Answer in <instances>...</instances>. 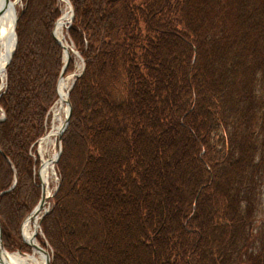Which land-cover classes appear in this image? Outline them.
Wrapping results in <instances>:
<instances>
[{"label": "trees", "instance_id": "trees-1", "mask_svg": "<svg viewBox=\"0 0 264 264\" xmlns=\"http://www.w3.org/2000/svg\"><path fill=\"white\" fill-rule=\"evenodd\" d=\"M21 1L0 92L7 251H29L20 226L40 196L29 149L63 66L60 1ZM69 2L84 65L40 219L50 264H264V0ZM95 166L107 194H89Z\"/></svg>", "mask_w": 264, "mask_h": 264}, {"label": "bare ground", "instance_id": "bare-ground-1", "mask_svg": "<svg viewBox=\"0 0 264 264\" xmlns=\"http://www.w3.org/2000/svg\"><path fill=\"white\" fill-rule=\"evenodd\" d=\"M18 0H12V3L0 14V84L4 83V67L7 62L8 56L12 51L14 44V36L12 35L13 19L16 11V4ZM3 0H0L2 5ZM69 18V12L66 9L62 11V14L58 18L55 25V33L61 40L67 52L69 45L67 44L64 35L63 27ZM58 98L52 110L53 118L50 129L47 130L46 134L40 139L37 147V152L42 161L41 167L39 168V179L44 188L45 198L50 195L49 183L51 177L54 175V169L52 161L55 158L56 153L49 155L48 147L54 145L56 136L58 135L59 129L63 123V117L67 112V105L65 103L67 96V78H62L57 87ZM64 115V116H63ZM109 172L102 166H95L93 170L89 171L88 175V188L95 190L98 193L104 194L102 191L105 190L107 194V186L110 185ZM120 210V209H119ZM122 210L116 215L117 221L122 219ZM38 216H29L25 218L21 226V236L23 242L31 249L27 253H20L19 251H6L0 246V263L1 264H46L44 253L37 249L39 245L36 235L38 233Z\"/></svg>", "mask_w": 264, "mask_h": 264}, {"label": "water", "instance_id": "water-1", "mask_svg": "<svg viewBox=\"0 0 264 264\" xmlns=\"http://www.w3.org/2000/svg\"><path fill=\"white\" fill-rule=\"evenodd\" d=\"M63 1L66 3L67 8H68L69 19H68V22H67V23L69 24V23L71 22V18H72V15H73L72 6H71L69 0H63ZM11 3H12V0H3L2 5H0V14H1V13H2V12H3V11H4V10H5L10 4H11ZM16 20H17V12L15 11V16H14V19H13V25H12V35L14 36V44H13L12 51L10 52V54H9V56H8V59H7V62H6V64H5V67H4V73H5L6 65H7L8 62L10 61L11 55H12V53H13V50H14V48H15V44H16V34H15ZM57 20H58V19H57ZM57 20L55 21V24H54L53 35H54L56 41L62 46V48H63V54H64V52H65V47H64V45L62 44L61 40L57 37V35H56V33H55V25H56ZM77 55H78L79 58L81 59V69H80V71H79L78 73L74 74L75 77H74L73 81L71 82L69 89L71 88V86H72V84H73L75 78H76L77 76H79V75L81 74L82 70H83V65H84L83 59L80 57V55H79L78 53H77ZM69 56H70V52H69V50H67V52L64 54V57H63V61H64V63H63V66H62V69H61V72H60V75H59V79H62L63 76H64L63 73H64V71H65V69H66V66H67V63H68V60H69ZM69 89L67 90V96H66V100H65V103H66V105H67V112L65 113L64 121H63V123H62V125H61V127H60V129H59L58 138H57V140H58V150H57V153H56V158L53 160L54 162L57 161V159H58V157H59V154H60V152H61V134H62V132L64 131V129L66 128V126H67V124H68V122H69V117H70V113H71V105H70L69 98H68V92H69ZM2 118H3V117H1L0 120H1ZM39 185H40V196H39V199H38L36 205L33 207V209L31 210V212L28 214L27 217H29V216H30V217H31V216H33V217H37V215L39 214V212L44 208V204H45V202H46V198H45V196H44V188H43L41 182L39 183ZM12 186H13V185H12ZM12 186H11V187H12ZM44 212H45V211H44ZM27 217H26V218H27ZM41 217H42V215L40 216V218H41ZM39 224H40V221L38 220V222H37V226H39ZM0 246H1L2 248H4V247H3V244H2V240H1V229H0ZM36 247H37V249L41 250V251L44 253V255H45V257H46V259H45V263H46V264H50V257H49L48 252H47V251H46L41 245H38V246H36ZM19 252L22 253L21 251H19ZM0 264H1V263H0Z\"/></svg>", "mask_w": 264, "mask_h": 264}, {"label": "rangeland", "instance_id": "rangeland-1", "mask_svg": "<svg viewBox=\"0 0 264 264\" xmlns=\"http://www.w3.org/2000/svg\"><path fill=\"white\" fill-rule=\"evenodd\" d=\"M20 7H21V1L18 0V2H17V4H16V12H17V13H18ZM65 9H66V8H65V4H64V3H61V14H62V11H64ZM63 35H64V38H65L67 44L69 45V48H68V49H71V50H73L74 52H76V50L73 48L72 44L70 43V41H69V39H68V36H67V34H66L65 27H63ZM73 55H74V58H75V62H74V70H73V71H74V72H78V71L80 70L81 60H80V58L77 56V54L73 53ZM73 71H72V72H73ZM72 72L67 73V74H65V76H64V78H67V88L69 87V85H70V83H71V81H72V78H73V76L71 75ZM1 90H2V85L0 84V92H1ZM54 105H55V104H54ZM53 107H54V106H53ZM52 110H53V108H52ZM63 116H64V115H63ZM52 118H53V114H52V111H51V115H50V123H49L48 129H50V127H51ZM63 119H64V117H63ZM57 148H58V140H57V136H56V141H55L54 145H53V146L50 145V146L48 147V152H47V153H48L49 155H51V154H53V152H56V151H57ZM34 152H35V150H34ZM53 165H54V173H55V174H54V175L51 177V179H50V183H49L50 192L53 190V188H54L55 185L57 184V180H58L57 172H56V169H55V164H53ZM49 204H50V197H48V198L46 199V202H45V204H44V208H45V209H48V208H49ZM82 205H83L84 208H85V213H86V214H89V216H91V220H92L93 222L97 223V224H98V227H101V226H99L98 219H97L96 217L93 216V214H92V212H91V209L88 208V207L85 205V203H83ZM42 213H43L42 211H41V213H39L38 220H39V217H40V215H41ZM28 214H29V213H28ZM26 216H27V215H26ZM23 220H24V219H23ZM22 222H23V221H22ZM21 225H22V224H21ZM95 232L98 233V230L95 231ZM36 238H37V241H38V243H39V245H40V244H41L40 241H43V235H42V233H41L39 227H38V233H37V235H36ZM42 247L48 252V254H49V256H50V249H49V247H48V245H47L46 242H44V245H42ZM17 250H18V249H14V250H12V251H10V252L17 251ZM30 250H31V249L29 248V251H30ZM29 251H21V252H22V253H27V252H29Z\"/></svg>", "mask_w": 264, "mask_h": 264}]
</instances>
